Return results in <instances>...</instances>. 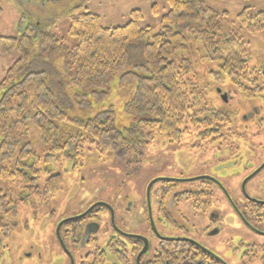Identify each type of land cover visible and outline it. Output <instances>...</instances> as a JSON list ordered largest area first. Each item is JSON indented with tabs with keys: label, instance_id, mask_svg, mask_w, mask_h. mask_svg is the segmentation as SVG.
Listing matches in <instances>:
<instances>
[{
	"label": "trees",
	"instance_id": "16d2710c",
	"mask_svg": "<svg viewBox=\"0 0 264 264\" xmlns=\"http://www.w3.org/2000/svg\"><path fill=\"white\" fill-rule=\"evenodd\" d=\"M166 1L169 9L163 20L189 22L190 37L201 44L203 58L218 63L221 77L225 75L245 99L261 92L262 87L255 83L257 79L250 77L253 68L248 65L249 43L239 34L226 32L213 8L206 6L203 0ZM248 9L245 7L237 14L240 26L249 33H263L264 9L254 14H249ZM67 16V33L77 40L72 48L62 37L48 31L39 33L35 39L29 34L31 30L20 37L0 36V56L12 50L19 54L0 81V88H5L0 99L2 216L16 212L17 201L11 198L12 184L18 189L20 203L34 195L48 201L62 189V172H48L46 179L39 184L43 169L35 165L37 154L27 135V122L37 129L44 152L43 163L64 165L71 171L82 165L89 146L95 147L98 156L107 152L119 159H125L135 148H142L131 137L135 134L134 128L119 130L114 126L111 109L86 120L69 116L55 90L46 83L44 69L27 72L16 80L36 47L40 54L50 59L61 58V71L55 75L63 84L80 89H100L99 99L107 95L109 86L117 77L122 83L134 84V93L125 101L124 111L137 118V127L149 137L154 132L165 135L172 142L192 128L198 132L221 131L230 123L225 113L205 103L201 87L194 82L196 73L191 60L176 57L187 48L186 37L179 30L164 25L142 42L150 27L139 25L141 13L137 9L131 11L128 22L112 27L102 26L99 16L87 9ZM135 51L136 56L132 55ZM129 65L132 69L125 71ZM247 82L253 87L249 88ZM29 86H32L31 100ZM62 169L67 172L66 168ZM9 231L8 224L0 223V259L5 247L3 239ZM195 257L197 255L193 252L188 253L189 264H197ZM108 261L101 254L90 264H108ZM261 261L264 264V248Z\"/></svg>",
	"mask_w": 264,
	"mask_h": 264
},
{
	"label": "rangeland",
	"instance_id": "374dc122",
	"mask_svg": "<svg viewBox=\"0 0 264 264\" xmlns=\"http://www.w3.org/2000/svg\"><path fill=\"white\" fill-rule=\"evenodd\" d=\"M203 3L219 14V19L226 32L239 34L249 43L248 65L253 68V74L250 77L254 80L256 78L255 83L264 87V78L259 74L264 63V33L246 32L240 26L237 17V14L245 7H249V14L263 10L264 0H203ZM0 9V36L20 37L27 30H31L29 34L35 39L39 33L48 31L62 37L69 48H72L77 40L67 33L69 26L67 15L81 9H87V11L97 14L102 26L105 27L123 25L129 21L132 10H139L141 13L139 25L150 27V32L145 35L142 42L147 41L164 25L179 30L186 37L187 48L184 52L177 54L176 57L191 60L196 73L194 74V82L201 87L205 103L229 115L232 131L248 130L254 134L249 141L246 139L248 144H244L242 139H238L235 143V146L239 147V155L242 158H237L239 163L236 166L237 193L241 179L246 173L240 164L247 161L245 151L252 152L256 147L264 159V125L261 126L256 123L258 122L256 118L253 121H243V117L248 114L250 108L248 100L240 97L225 75L219 78L220 69L217 62L203 58L204 52L201 49V44L190 37V23L182 19L170 22L163 20V16L169 9L166 0H0ZM35 49L37 52L33 51L30 61L23 64L22 75L16 80L22 78L27 72L44 69L46 83L55 90L56 97L62 101V108L69 116L86 120L101 111L111 109L114 112V126L117 129L134 128L135 134L131 137L139 142L138 145L142 148H138V150L142 151L143 154L137 156L140 159L138 162H131V155L126 157L128 160L116 158L107 152L98 156L95 147L89 146L86 148L85 160L82 165L71 171L64 165L59 166L53 162L43 163L44 152L38 140L37 129L31 122H27L25 124L27 135L32 149L37 154L35 165L43 169L39 184L43 183L48 172H62V189L48 201L34 195L30 199H26L25 203H20L16 185L10 186L11 198L17 201L16 212L14 215H0V223L10 226L8 236L3 239L5 247L1 250L0 264H64V257L58 253V244L54 236V230L60 218L74 216L94 201H105L117 207L116 204H119L124 196L135 198L137 194L144 193L148 181L153 176L166 175L165 172L171 171V168H167L169 163H165L166 157H168L169 162L172 158L176 169L184 170L185 174L189 170L191 173L194 165L189 164V166L182 168L181 161L183 158L191 159L190 163L196 162V158L185 152L172 153L171 151L170 154H159V151H165L164 148H166V145L162 144L164 135L156 134L153 131L152 137L142 134L144 131L136 125L137 118L124 111L125 101L130 99L134 93V84L122 83L117 77L109 86L107 95L103 99H99L98 92L101 91L100 89H80L68 83L63 84L62 80L56 76L61 71L59 69L61 58L50 59L40 54L38 47ZM129 50L132 51L130 47ZM132 55L136 56L137 52H132ZM18 56L16 50L0 56V81ZM129 56H131V52H129ZM129 67L130 65L125 71L132 69ZM133 70L135 71L136 68ZM247 84L251 85L248 82ZM4 90L5 88H0V99ZM221 92L229 93L231 99L224 102L220 96ZM28 95L29 100H31L32 86L28 88ZM255 101L258 106H262L260 110L263 112L264 93L255 98ZM225 154H227L226 151ZM208 157L210 163L217 160V155H209ZM250 161L254 164L258 163V159L254 157ZM62 168H66L67 172H63ZM230 173L233 174L234 170ZM259 179L260 175L251 180L247 189L249 192L254 191L257 195H263L264 189L258 190ZM125 218L130 227L134 228L131 223L132 215L127 214ZM105 222L108 225V218L105 219ZM106 229V225L103 224L102 231L95 235L96 244H92V248L100 246L105 235L101 232ZM238 238V235L233 236V242H235L233 249L224 254L230 263L262 264L261 249L251 250L240 245ZM254 241L264 244V236L258 237Z\"/></svg>",
	"mask_w": 264,
	"mask_h": 264
},
{
	"label": "flooded vegetation",
	"instance_id": "af4514ba",
	"mask_svg": "<svg viewBox=\"0 0 264 264\" xmlns=\"http://www.w3.org/2000/svg\"><path fill=\"white\" fill-rule=\"evenodd\" d=\"M259 74L264 78L262 67ZM233 87L243 98L235 85ZM263 93L264 87L260 93H254L253 98H243L248 100L250 107L243 121L256 118V123L264 125V110L261 112L262 106L255 101ZM220 96L224 102L231 99L227 92H221ZM230 123L221 131L188 130L172 142L164 135L162 144L166 148L159 154H170L172 151L192 155L196 162L190 163L191 159L183 158L181 167L192 164L193 170L185 174L184 170L176 169L172 158L169 162L166 157L165 163H169L167 168H171V171L165 172L166 175L153 176L148 181L149 184L155 180L149 195L146 194L147 184L144 193L137 194L135 198L124 196L116 204L117 207L105 201H94L88 206L98 202L109 205L113 210V222L109 209L99 204L83 217L62 223L57 236L58 223L68 217L60 218L54 236L64 264H90L101 254L109 260L108 264H189L190 251L197 255L193 259L197 264H231L224 254L232 251L235 243L233 236L236 235L239 236L240 245L262 251L264 244L254 240L264 236V194L249 192L247 185L260 175L258 190L264 189V166L261 167L264 159L256 147L252 152L245 151L247 161L240 164L246 173L237 193L236 166L239 164L237 160L242 158L235 143L242 139L244 144H248L254 134L248 130L232 131ZM142 154L135 148L130 154L131 162H138L140 159L137 156ZM209 155H217V160L210 163ZM253 157L258 159L257 164L250 161ZM233 170L234 173H230ZM88 207L74 216L84 213ZM127 214L132 215L134 228L125 218ZM107 218L108 225L105 222ZM103 224L107 229L101 232L105 234L102 242L97 248H92L91 245L96 244L95 235L102 231ZM93 228H97V231L91 233ZM200 258L202 261H199Z\"/></svg>",
	"mask_w": 264,
	"mask_h": 264
},
{
	"label": "water",
	"instance_id": "95a60500",
	"mask_svg": "<svg viewBox=\"0 0 264 264\" xmlns=\"http://www.w3.org/2000/svg\"><path fill=\"white\" fill-rule=\"evenodd\" d=\"M262 72H263V74H264V63H263V66H262ZM262 166H264V164H262L261 165V167ZM252 177V175L251 176H249V177H247L246 179H245V181H247L249 178H251ZM155 180H153V181H151L148 185H147V188H146V194L147 195H149V189H150V187H151V185H152V183L154 182ZM242 187H243V185H242ZM251 199V198H250ZM253 201H257V200H254L253 199ZM257 202H259V203H263V202H260V201H257ZM104 205V206H106L108 209H109V211H110V213H111V220H112V222H113V210H112V208L109 206V205H107V204H105V203H102V202H98V203H94L93 205H91L84 213H81V214H79V215H77V216H73V217H68V218H65V219H63L61 222H59L58 223V225H57V228H56V232L58 231V227H60V225L62 224V223H64V222H69V221H73V220H76V219H79V218H81V217H83L86 213H88L93 207H95L96 205ZM91 231V233L92 232H96L97 231V228H93V229H91L90 230ZM57 236H58V232H57ZM60 243H61V246L63 247V248H65L64 247V245H63V243H62V241L60 240ZM71 262H73V260H72V257H71ZM73 264V263H72Z\"/></svg>",
	"mask_w": 264,
	"mask_h": 264
}]
</instances>
